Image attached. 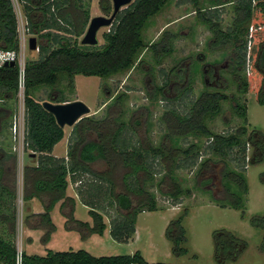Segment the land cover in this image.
I'll use <instances>...</instances> for the list:
<instances>
[{"label":"trees","instance_id":"1","mask_svg":"<svg viewBox=\"0 0 264 264\" xmlns=\"http://www.w3.org/2000/svg\"><path fill=\"white\" fill-rule=\"evenodd\" d=\"M189 1L196 4L195 0ZM18 2L30 33L36 34L42 40L38 46V58L26 61L23 92L24 150L29 152L30 160L32 157L36 159V166L25 167L24 170L23 200L28 202L34 197L39 198L40 195L49 197V203L44 206L43 213L38 214L40 220L38 229L44 233L42 244L46 245L55 231L50 213L59 202L61 211L67 205L71 207L69 215L62 213L64 218L69 222H75L77 231L82 234L86 231L89 235L104 234L107 228L104 216L110 208H114L117 216L109 224V234L117 242H128L135 233L137 215L145 211L158 210L154 196L147 190V186L159 173L156 166H163L166 171L160 182V185L166 183L168 186L169 191L165 194L174 200L184 194L176 182L174 173L181 165L192 168L196 164L199 146L197 143H191L183 150L177 147V143L179 139L190 136L208 139L207 151L220 158H226L235 148L238 149L241 157L235 159L240 163V170L225 169L221 173V179L222 182L225 180L240 186L239 194L234 196L235 201L231 205L233 208L243 206V197L247 194L243 171L246 168V147L251 145L257 153V158L250 162H260L261 157L264 158V140H258L259 135L254 132L253 139L247 137V141L243 142L242 138L247 134L245 126L228 135L214 134L208 129L205 120L218 116L221 111L220 104L228 99L221 92H203L190 105L186 114H181L174 108H166L161 117L166 133L162 145L157 148L144 146L142 140H133L132 135L136 134L137 127L140 126L133 116L126 131L123 122L114 127L108 113L103 119L85 117L73 126L66 160L51 156L54 146L63 139L64 130L59 128L54 117L42 107V103L71 102L64 98L63 90L56 87L59 82L58 75L64 73L68 76L67 87L71 93L75 76L109 78L132 68L139 52L147 47L141 38V31L147 20L158 14L170 0H133L118 13L108 31L103 34L104 44L92 48L81 46L79 41L90 20L91 0H18ZM103 2L102 8L107 10ZM229 3L233 4L231 1ZM233 9L235 18L232 28L225 32L217 28V11L210 12L208 16L200 14L203 12L202 9L197 12L219 43H229L237 50L234 52L232 74L241 94H246L250 90L247 78L239 75L248 56L247 43L253 47L257 46L256 62H259L261 67L260 71L256 66L254 69L260 77L255 95L257 102L264 105V0H237ZM255 10L261 14L262 24L257 26L252 24L259 30L250 34L247 41L244 37L247 35ZM0 26L2 29L0 47L16 49L18 22L12 0H0ZM257 33H261V36L259 37ZM165 40L166 43L162 44ZM163 41L148 46L156 63L161 61L160 54L167 55L171 50L169 38ZM162 74L164 75V72ZM149 75L152 76L151 72ZM42 90H45L46 100L37 98ZM161 90L162 87L154 84L149 99L153 101ZM186 93H191L189 87L180 94V99L184 98ZM17 94V67L0 68V99L8 97L6 99L11 100ZM122 98L123 95L117 98L118 104L122 102ZM233 107L238 118L246 124L247 109L237 103ZM115 120H119V117ZM3 125L6 127L7 122L5 121ZM91 133L96 136L95 139L86 137ZM178 161L182 164H177ZM222 163L227 167L226 162ZM211 165H214L211 159L202 162L201 172L206 171ZM70 183H79L77 195L81 204L88 208L93 226L88 222L74 220L72 212L75 200L66 196ZM15 199L13 191L4 186L0 187V264H17L18 261ZM182 220L183 216L172 221L167 230V236L173 243V253L177 257L186 253L181 247L186 241ZM253 226L263 231L261 249L264 251V217H255ZM214 242L217 260L222 259L224 253L233 257L238 251V244L241 243L227 232L215 233ZM20 258V264H164L148 263L139 252L131 255L94 257L83 250L62 252L47 250L44 257L22 252Z\"/></svg>","mask_w":264,"mask_h":264},{"label":"rangeland","instance_id":"2","mask_svg":"<svg viewBox=\"0 0 264 264\" xmlns=\"http://www.w3.org/2000/svg\"><path fill=\"white\" fill-rule=\"evenodd\" d=\"M195 1L196 4L189 0H170L158 14L147 20L146 26L141 31V38L147 47L139 52L133 67L129 70L119 72L109 78L75 76L73 78V92L71 93L67 87L69 78L62 73L58 75L59 82L56 87L63 90L65 99L71 102L81 101L90 109V114L85 117H93L97 120L105 118L110 113L112 125L117 127L123 122L127 131V126L133 116L134 120L140 123L136 134L132 135L133 140H142L144 146L151 148H157L163 143L166 130L161 117L166 108H174L179 113L186 114L190 105L203 92H221L228 99L220 104L221 111L218 116L205 120L208 129L214 134L228 135L234 133L239 127L245 126L247 134L242 138L243 142L247 141V137L253 139L254 132L259 135L258 140H264V105H260L256 97L260 77L254 69L255 66L257 70L261 67L260 63L256 62L257 46L253 47L247 43L248 56L246 57L244 69L239 75L247 78L250 90L246 94H241L238 92L232 74L233 64L231 62L235 56L234 52H237V50L229 43H219L209 27L201 20L202 16L197 12L202 9L203 12L200 14L208 16L210 12L217 11V28L225 32L232 28L235 18L233 6L237 0H219L217 3L213 2L214 0ZM102 2L107 10H103ZM13 4L15 12H20V4L18 6L16 0H13ZM213 8L216 9L213 10ZM89 12L90 19L98 16L109 17L112 13V2L111 0H91ZM18 20L19 34L26 40L25 61L37 59V51L28 49L27 40L30 37H35L38 45L42 40L36 34L28 31L23 18L18 17ZM252 24L256 26L262 24L261 14L257 10L254 12L251 25L244 37L247 41L249 35L255 29ZM108 29L102 28L98 31L99 46L104 44L102 36ZM257 35L260 37L261 33H257ZM167 37L171 47L170 53L167 55L160 54L161 61L156 63L148 46L151 43H159ZM163 42L162 44H165L166 40ZM84 47L92 48L91 46ZM197 54L203 56L200 62ZM187 58L192 61L190 68L192 81L189 85L191 93L184 94L182 99L166 101L157 96L151 101L149 95L153 91L154 84L160 87L165 78L161 73H167L176 63L182 60L187 61ZM203 64L224 65L225 70L220 71L221 87L213 88L210 83L203 84L200 72ZM148 69H151L152 81L146 76L149 74ZM47 89L51 88L47 87ZM120 95H123V100L118 104L116 100ZM22 96L23 91L19 86L17 96L13 97L11 102L10 100L9 102L5 101V104L9 105L7 108L11 111L9 117L0 118L1 123L7 122V126H2L3 130L0 131V142L2 141V146L5 149H9L8 138L10 137L11 150L16 157L14 167L12 162L6 164L9 168L12 166L9 172H15V177L13 182L11 180L8 182V179L5 185H12V191L16 197L14 200L17 217L15 236L17 237L16 242H19V245L16 244L18 251L41 257L46 255L47 250L56 252L83 250L94 257L131 255L139 252L148 263L264 264V251L261 249L263 231L253 226L255 217H264V158L261 157L260 162L251 163L250 160L257 158V153L251 145H247L246 168L243 170L247 194L243 197V206L233 208L231 204L235 201L234 196H238L240 186L228 183L225 180L222 182L221 173L225 169L240 170V163L235 159L241 157L238 149L235 148L226 158L213 156L206 149L208 139L194 136L179 139L177 143V147L183 150L188 148L191 143H197L199 146L196 164L192 168L181 165L174 173L176 182L181 186L184 194L176 200L167 196L165 193L169 191L168 186L166 183L160 185L162 178L166 175L165 168L156 166L159 173L155 175L153 182L147 186V190L154 196L158 210L154 212L145 211L137 215L135 233L128 242H117L109 234V224L117 216L114 208H110L107 215L104 216V222L107 225L104 234L102 236L89 235L86 231L83 232L84 234L77 231V224L64 218L62 213L69 215L71 207L67 205L61 211V202H59L50 213L55 231L49 242L46 245L42 244L44 233L43 230L38 229V222L40 221L38 214L43 213L44 206L49 203V197L40 195L39 198L34 197L28 202L23 200L22 207L21 203L18 205L17 199V193H20L21 189H23L25 196L24 170L26 163L31 161L28 157L29 152L25 151L22 156L23 162H20L16 151L20 139L17 138L15 142L12 141V120L18 108H20L19 106L22 105ZM37 98L46 100L45 90L40 91ZM2 101L0 99V108L4 104ZM236 103L247 109L246 124L235 113L233 105ZM120 114L121 116H119ZM117 117H119V120H115ZM72 129L73 126L65 127V139L55 148V153L61 156L64 155L66 149V156L63 157L65 160L67 159V147ZM128 134L131 135L129 132ZM86 137L88 139L96 138L93 133ZM168 144L167 146H174L172 143ZM209 159L214 162V165L201 172V163ZM32 161L29 163L30 165H32ZM222 161L226 162L227 167L226 165L224 167L223 163L221 164ZM177 164L180 165L182 162L178 161ZM199 172L201 173L199 174ZM84 178L86 179V177ZM78 184L70 183L66 190V196L75 200L72 212L73 218L74 220L88 222L90 226H93L88 208L81 204L77 195ZM135 203L136 201H134ZM27 209L29 212H27ZM181 216H183L182 226L186 238L181 247L186 250V253L177 257L173 253V243L167 236V230L170 223ZM217 232L230 233L241 242L238 244V251L233 257L224 253L222 259H216L214 236Z\"/></svg>","mask_w":264,"mask_h":264},{"label":"water","instance_id":"3","mask_svg":"<svg viewBox=\"0 0 264 264\" xmlns=\"http://www.w3.org/2000/svg\"><path fill=\"white\" fill-rule=\"evenodd\" d=\"M112 13L109 17L98 16L89 20L86 31L80 40L81 46H98V31L102 28H109L114 22L118 13L130 5L133 0H111ZM38 43L35 37L28 40V49L36 51ZM5 67H14V63L6 64ZM42 107L49 112L59 126L64 129L65 127H72L83 117L90 114V109L81 101H72L67 103H52L45 101ZM34 156V155H33Z\"/></svg>","mask_w":264,"mask_h":264},{"label":"built area","instance_id":"4","mask_svg":"<svg viewBox=\"0 0 264 264\" xmlns=\"http://www.w3.org/2000/svg\"><path fill=\"white\" fill-rule=\"evenodd\" d=\"M18 6L19 3L16 0ZM13 3V0H12ZM14 7V4H13ZM14 12H15V8H14ZM21 12V11H20ZM15 12L16 18H17V22H18V28H17V33H18V37H17V48L16 49H5L0 47V68L5 67L6 64H10V63H14V67H17L18 70V93H19V86L22 88V91L24 92V76H25V65H26V59H25V50H26V40L24 39L23 36H21L19 34V20L18 17H21L25 20V27L28 29L27 27V23H26V19L23 17L22 12ZM29 31V29H28ZM1 33H2V29L0 26V40H1ZM31 38V37H30ZM29 40V38H28ZM28 40H27V46H28ZM250 44V43H249ZM39 46V45H38ZM38 52V48L36 50ZM35 51V52H36ZM23 100H22V105H20L16 112V114L13 117V122H12V135H13V141L15 142L18 139H20L18 141L19 145L18 147H16V151H17V157H19L20 162H23L22 160V156L24 155V137H25V108H24V96ZM20 146V149H19ZM18 197V205L20 204L22 207V203H23V189H21V192L17 193ZM22 217V214H21ZM17 240V237H16ZM19 242H16V244ZM17 252H18V261L17 264H20L21 261V251H18L17 248Z\"/></svg>","mask_w":264,"mask_h":264},{"label":"flooded vegetation","instance_id":"5","mask_svg":"<svg viewBox=\"0 0 264 264\" xmlns=\"http://www.w3.org/2000/svg\"><path fill=\"white\" fill-rule=\"evenodd\" d=\"M258 30H259L258 28H255L252 34L257 32ZM197 55H199V62H200L203 56L200 54ZM233 60L231 62L232 64H233ZM191 66H192V61L190 60V58H187V61L182 60L181 62L176 63L175 66L172 67L167 73L164 72V75L161 73L163 76H165V78L160 86L162 87L161 90L162 92L160 94H157V96L161 97L162 99H165L166 101L170 99H174V100L179 99L180 94L184 92V89L189 87V85L191 84L192 81L191 70H190ZM223 70H225V67L224 65L221 64L201 65L200 72L202 75L203 84L205 85L210 83L213 88L221 87L220 82L222 78L220 75V71ZM150 71L151 69L150 70L148 69V73ZM146 76H148V78L151 79V81L153 80L149 74H147ZM165 82H167V85H165ZM171 92L172 94H170Z\"/></svg>","mask_w":264,"mask_h":264},{"label":"crops","instance_id":"6","mask_svg":"<svg viewBox=\"0 0 264 264\" xmlns=\"http://www.w3.org/2000/svg\"><path fill=\"white\" fill-rule=\"evenodd\" d=\"M1 98V97H0ZM6 98H8V97H6ZM4 99L2 102H4V104H5V101H8L9 102V99ZM10 102H11V100H10ZM3 104V106H1V108H0V116L1 115H3L2 117H0L1 119L3 118H5V117H9V115H10V110L7 108L9 105L8 104H5L4 105ZM5 122V121H4ZM3 122V123H4ZM3 123H1L0 122V131H2L3 130V128H2V126H4L3 125ZM65 129V128H64ZM63 129V130H64ZM4 130H5V128H4ZM6 131V130H5ZM4 131V132H5ZM4 136V135H3ZM12 137V136H11ZM8 138V137H7ZM65 139V135H64V137H63V139L60 141V142H62L63 140ZM8 140H9V149H5V147H3L2 146V141L0 142V187L1 186H4L5 188H7V189H10L11 191H12V185L11 186H6L5 184V182L8 180V182L11 180L12 182H13V179H14V173L15 172H13V173H11V171L9 172V170H11L12 169V166H11V168H9V166H7L6 164L7 163H13L14 165H13V167L15 166V163H16V157H15V155H14V153L12 152V147H11V145H10V137L8 138ZM12 141H13V139H12ZM60 142L57 144V145H55L54 146V148H53V150H52V153H51V156H53V157H55V158H63V157H65L66 156V149H65V151H64V155L63 156H61V155H57L56 153H55V148L60 144ZM35 158L34 157H32L31 158V161H32V165H30L29 163L31 162H27L26 163V166L25 167H32V166H35L36 165V159L34 160ZM67 192V191H66ZM57 204H59V203H57ZM56 204V205H57ZM55 205V206H56ZM28 209H29V207H28ZM27 209V212H29V210ZM54 209H55V207H54ZM79 221V220H78ZM83 222V221H82ZM36 227V226H35ZM35 227H32V228H35ZM34 230H37V229H34ZM38 231V230H37ZM40 232V231H39Z\"/></svg>","mask_w":264,"mask_h":264}]
</instances>
